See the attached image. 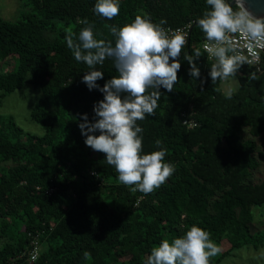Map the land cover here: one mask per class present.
I'll return each mask as SVG.
<instances>
[{"label": "trees", "instance_id": "obj_1", "mask_svg": "<svg viewBox=\"0 0 264 264\" xmlns=\"http://www.w3.org/2000/svg\"><path fill=\"white\" fill-rule=\"evenodd\" d=\"M20 1L30 11L14 21L0 18V60L14 57L10 72L0 70V100L31 85L37 99L29 118L43 133L21 140L22 129L0 116L8 119L0 118V264H30L27 233L37 232L42 248L34 264H146L162 239L178 238L192 225L210 232L217 246L229 243L210 264L264 247V231L251 228L255 212L264 215V179L252 178L264 157V66H241L226 78H238L236 90L224 92L221 79L212 82L213 63L200 48L205 34L197 25L210 8L206 0H120L112 20L93 11L97 0ZM142 12L154 23L167 20L163 27L191 24L173 91L161 88L155 115L137 121L143 153L160 150V140L165 162L175 166L150 194L131 191L105 154L86 146L78 125L83 114L94 122L93 107L104 95L82 81L89 68L65 40L86 27V18L97 39L114 44L110 26L122 27ZM197 50L200 77L194 79L185 57ZM96 67L104 73L101 87L118 76L111 58ZM190 106L192 129L181 120Z\"/></svg>", "mask_w": 264, "mask_h": 264}, {"label": "clouds", "instance_id": "obj_2", "mask_svg": "<svg viewBox=\"0 0 264 264\" xmlns=\"http://www.w3.org/2000/svg\"><path fill=\"white\" fill-rule=\"evenodd\" d=\"M206 3L210 8L197 25L209 42L204 45L205 50L215 58L209 72L215 82L236 75L247 62L229 34L241 33L250 42H264V18L254 17L242 0H236L235 6L229 0H206ZM93 11L112 20L119 15L120 0H97ZM81 23L86 27L78 34H66L67 47L76 61L89 68L82 81L90 91L97 89L104 95L93 107L94 122L83 114V122L78 125L86 137L85 144L105 154L106 162L115 167L123 185L133 192L150 194L166 182L175 166L165 162L167 150L160 147V140L156 141L160 150L143 153V128L137 121L144 120L146 115H155L162 96L161 88L173 91L181 68L178 58L187 43L188 33L166 29L163 25L167 20L154 23L150 14L142 12L122 27L110 26L115 37L113 44L97 39L94 25L86 18ZM200 56L197 50L193 56L185 57L190 65L188 74L194 79L200 77L195 62ZM108 58L114 60L118 76H113L101 87L97 81L104 78V73L96 66H102ZM251 78H255L254 73ZM220 251L210 232L192 225L178 238L162 239L151 249L146 264H210L211 258ZM84 257L90 258V253L85 252Z\"/></svg>", "mask_w": 264, "mask_h": 264}, {"label": "rangeland", "instance_id": "obj_3", "mask_svg": "<svg viewBox=\"0 0 264 264\" xmlns=\"http://www.w3.org/2000/svg\"><path fill=\"white\" fill-rule=\"evenodd\" d=\"M30 11L28 7H24L20 0H0V18L7 21L16 20L20 14ZM14 65V57L8 58V60H0V70L2 72H10ZM221 87L224 92L238 88V78L232 77L229 80L222 82ZM37 99V92L33 90L31 85H27L22 91H16L7 95L0 100V116L10 117L14 123L22 129L23 135L20 136L21 140H25L26 133L42 135L41 128L33 123L30 118V110L33 107L34 101ZM0 117V118H2ZM2 118L4 122L8 119ZM246 136V133H245ZM4 165L1 164L0 168ZM253 181H261L264 179V157L259 158V166L253 171ZM254 214V212H252ZM254 222L252 223V230L264 231V215L259 211L255 212ZM24 233L23 226L20 228ZM221 250H226L229 247V243L223 240L218 244ZM128 254H119V259H126ZM219 264H264V247L255 251L253 249L242 248L239 251L233 253L231 256H227Z\"/></svg>", "mask_w": 264, "mask_h": 264}, {"label": "built area", "instance_id": "obj_4", "mask_svg": "<svg viewBox=\"0 0 264 264\" xmlns=\"http://www.w3.org/2000/svg\"><path fill=\"white\" fill-rule=\"evenodd\" d=\"M166 29L176 30L181 29L182 31L188 33L187 37V44L189 43L190 39V31H191V24H187L181 27H164ZM229 38L232 40L234 46H236L237 51L240 52L242 55L246 57L247 62L242 65V67L246 68H255L256 70H261L262 66H264V42H250L246 37H244L241 33H233L229 34ZM206 43H209L206 40V37L204 40L200 43V48L205 53L206 58L208 61L214 63L215 58L210 55L209 52L205 50L204 45ZM184 46V47H185ZM222 82L226 81V79H221ZM193 109L192 106L189 107L187 111H184L181 113V120L182 124L186 126L188 129H192L197 126V122L193 117ZM52 193V189L50 190ZM28 238H30L29 241V250H28V262L30 264H34L41 252V244H40V232H37L35 234L33 233H27Z\"/></svg>", "mask_w": 264, "mask_h": 264}, {"label": "water", "instance_id": "obj_5", "mask_svg": "<svg viewBox=\"0 0 264 264\" xmlns=\"http://www.w3.org/2000/svg\"><path fill=\"white\" fill-rule=\"evenodd\" d=\"M236 0L230 3L235 6ZM246 9L257 18H264V0H242Z\"/></svg>", "mask_w": 264, "mask_h": 264}]
</instances>
